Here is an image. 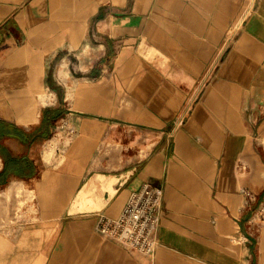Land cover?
I'll return each instance as SVG.
<instances>
[{
  "label": "crops",
  "instance_id": "0c3cea01",
  "mask_svg": "<svg viewBox=\"0 0 264 264\" xmlns=\"http://www.w3.org/2000/svg\"><path fill=\"white\" fill-rule=\"evenodd\" d=\"M263 199L264 0H0V264H264Z\"/></svg>",
  "mask_w": 264,
  "mask_h": 264
},
{
  "label": "built area",
  "instance_id": "2783aa9c",
  "mask_svg": "<svg viewBox=\"0 0 264 264\" xmlns=\"http://www.w3.org/2000/svg\"><path fill=\"white\" fill-rule=\"evenodd\" d=\"M160 210V188L143 184L131 192L117 218L99 215L95 230L104 238L132 250L148 253L153 249L152 234L158 225ZM259 216L264 219V199Z\"/></svg>",
  "mask_w": 264,
  "mask_h": 264
},
{
  "label": "rangeland",
  "instance_id": "374dc122",
  "mask_svg": "<svg viewBox=\"0 0 264 264\" xmlns=\"http://www.w3.org/2000/svg\"><path fill=\"white\" fill-rule=\"evenodd\" d=\"M19 187V186H18ZM19 190L17 191V197H16V219H22L23 218V203H24V196L22 197L21 194H23V190L18 188ZM28 196V195H27ZM8 216L7 213L0 214V219H6Z\"/></svg>",
  "mask_w": 264,
  "mask_h": 264
}]
</instances>
